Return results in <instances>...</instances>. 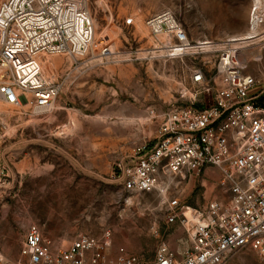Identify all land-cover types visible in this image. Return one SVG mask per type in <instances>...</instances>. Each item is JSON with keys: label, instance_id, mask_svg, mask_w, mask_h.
<instances>
[{"label": "built area", "instance_id": "2783aa9c", "mask_svg": "<svg viewBox=\"0 0 264 264\" xmlns=\"http://www.w3.org/2000/svg\"><path fill=\"white\" fill-rule=\"evenodd\" d=\"M90 2L0 0L1 100L34 112L51 110L65 83L89 58L104 63L121 56L112 42L101 40L95 47ZM249 23L257 31L264 24L262 0L252 1ZM135 24L133 15L122 21L125 27ZM144 26L150 45L137 50L135 58L216 56L213 72L196 68L191 75L211 102L196 103V94L189 105L151 110L150 117L157 119L153 137L125 150L111 171L129 198L156 193L166 225L182 228L186 245L173 248L163 241L147 262L126 246L113 251L109 228L57 246L33 223L19 258L1 264H224L241 248L264 255V69L261 76L248 71L249 62L241 59L245 39L193 40L172 10L149 15ZM55 55L71 59L59 74L47 64ZM256 60L262 62L264 52ZM208 169L218 171L226 196L191 205L174 193L182 180L206 175ZM3 185L0 178V190Z\"/></svg>", "mask_w": 264, "mask_h": 264}, {"label": "rangeland", "instance_id": "374dc122", "mask_svg": "<svg viewBox=\"0 0 264 264\" xmlns=\"http://www.w3.org/2000/svg\"><path fill=\"white\" fill-rule=\"evenodd\" d=\"M252 1L91 0L95 47L101 40L112 42L121 56L104 63L89 58L65 83L51 110L34 112L0 99V264L19 258L23 236L33 223L57 246L109 228L113 251L126 246L147 262L163 241L186 245L184 230L166 225L156 193L129 198L111 171L125 150L153 137L157 119L150 117L151 110L189 105L196 94V103L211 102L191 75L196 68L213 72L216 56L135 58L151 41L144 19L169 9L191 39L222 41L251 30ZM129 15L136 24L125 27L122 21ZM263 28L251 30L258 33L257 40L241 56L256 76L264 69V60H256L264 52ZM70 63L65 55L47 60L58 74ZM216 174L182 180L174 193L191 205L226 196ZM224 264H264V255L241 248Z\"/></svg>", "mask_w": 264, "mask_h": 264}, {"label": "bare ground", "instance_id": "6f19581e", "mask_svg": "<svg viewBox=\"0 0 264 264\" xmlns=\"http://www.w3.org/2000/svg\"><path fill=\"white\" fill-rule=\"evenodd\" d=\"M256 2H257V0H256ZM249 29H251V30H253V31H257L255 28H249ZM251 30H248L245 34H244V36H239L241 39H245V42H246V44L247 45H250V44H253V43H255V41L257 40V36H258V33H254L253 31H251ZM94 42H95V39H94ZM94 45H95V43H94Z\"/></svg>", "mask_w": 264, "mask_h": 264}, {"label": "crops", "instance_id": "0c3cea01", "mask_svg": "<svg viewBox=\"0 0 264 264\" xmlns=\"http://www.w3.org/2000/svg\"><path fill=\"white\" fill-rule=\"evenodd\" d=\"M263 2H264V0H262ZM264 29V28H263ZM243 60L244 61H248V59H247V57H245L244 56V58H243ZM216 174V173H218V171L217 170H211V169H208L207 171H206V174ZM169 245L171 246V247H173V245L171 244V242H169ZM177 247H179V246H177ZM177 247H173V248H177Z\"/></svg>", "mask_w": 264, "mask_h": 264}]
</instances>
